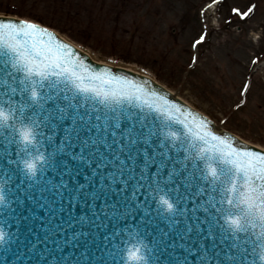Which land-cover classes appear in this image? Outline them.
Listing matches in <instances>:
<instances>
[{"label":"snow or ice","instance_id":"obj_1","mask_svg":"<svg viewBox=\"0 0 264 264\" xmlns=\"http://www.w3.org/2000/svg\"><path fill=\"white\" fill-rule=\"evenodd\" d=\"M255 8L231 11L245 20ZM150 84L97 70L89 53L33 19H0V219L10 230L22 196L46 213L43 242L60 248L63 234L78 249L85 238V264H264V146L228 130L230 113L194 111ZM241 88L236 109L250 77ZM206 159L221 167H202ZM13 239L0 225L5 251Z\"/></svg>","mask_w":264,"mask_h":264},{"label":"rangeland","instance_id":"obj_2","mask_svg":"<svg viewBox=\"0 0 264 264\" xmlns=\"http://www.w3.org/2000/svg\"><path fill=\"white\" fill-rule=\"evenodd\" d=\"M209 1L0 0V13L42 20L99 59L143 69L198 109L230 113L228 129L264 146V65L252 63L264 58V0H221L202 15ZM252 4L248 19L231 11ZM205 31L197 51L192 44ZM249 77L247 102L236 109Z\"/></svg>","mask_w":264,"mask_h":264},{"label":"water","instance_id":"obj_3","mask_svg":"<svg viewBox=\"0 0 264 264\" xmlns=\"http://www.w3.org/2000/svg\"><path fill=\"white\" fill-rule=\"evenodd\" d=\"M0 19L23 20L17 17L1 16V15H0ZM76 48L78 51L85 52L82 49L78 48L77 46ZM89 63L93 65L97 70H99L101 67L109 66L113 68L114 72H117V73L126 72L128 73L130 79L134 77L138 79L139 78L149 79L151 81V84L149 85V87L156 88V89L163 88L165 92L170 94V99L181 101L176 96L172 95V93L169 92L163 85H161L160 83H158L157 81H155L154 79H152L151 77L147 75L134 72L122 66L110 65V64H104V63L97 62L93 60L90 55H89ZM148 99L151 102V98H148ZM185 105L187 107H190L187 104ZM193 110L197 111L195 109ZM160 119L163 123L165 124L168 123L167 118L160 117ZM164 130L165 131H178V132L182 131L179 126L172 125V124H169L168 127H166ZM217 130L223 131V129H220L218 127H217ZM30 150L35 152L34 149H30ZM207 164H213L218 168L221 167V165H219L217 161L215 160L206 159L201 162L202 167ZM23 191L24 189H21V192ZM82 212L86 213L87 209H77L73 212V215L79 216L82 214ZM45 215L46 213L44 211L37 208L35 205H32L24 201L22 196L19 198L18 204L16 206V212H15L14 218L11 221L12 223L11 229L9 230L8 225L4 224L3 219H0V225L4 226L6 231H10L11 234L19 236V241L17 242L15 239H13L11 246H8L7 251L4 250V246H0V264H35V258L37 257V255L41 253H43L45 256H47L48 253H52V256L49 258V264H57V260L60 256H64L70 261L79 258L81 260V264H85V257L83 255L85 253V238L80 237V240H79L80 247L78 249H74L71 244L65 245L63 234H61L59 238L60 248H55V246L51 243V240L47 242H43V235H44L45 228L42 226V222L45 218ZM158 226L160 228H165L166 221L164 222L158 221ZM72 231H73L72 229H69L68 231L69 240L72 239ZM75 231L79 233L80 227L78 225L75 227ZM135 242H136L135 239H130L128 241L130 245L134 244ZM146 242H147V239H146ZM73 243L75 242L73 241ZM88 244L91 247L90 240L88 241ZM34 245L36 246L33 247ZM117 247H121V245L117 244ZM93 250L95 249L93 248Z\"/></svg>","mask_w":264,"mask_h":264},{"label":"bare ground","instance_id":"obj_4","mask_svg":"<svg viewBox=\"0 0 264 264\" xmlns=\"http://www.w3.org/2000/svg\"><path fill=\"white\" fill-rule=\"evenodd\" d=\"M215 4H212V6H214ZM91 55V54H90ZM92 56V58L94 59V60H96V61H98V62H105V60H102V59H99L97 56H95V55H91ZM110 61H108V63H109ZM119 65H124V64H119ZM125 66H126V68H128V69H130V70H132V71H136V68L137 67H135V66H133V65H130V64H125ZM137 72V71H136ZM140 73H143V74H146L147 72H144V71H141ZM146 75H149L148 73L146 74Z\"/></svg>","mask_w":264,"mask_h":264},{"label":"trees","instance_id":"obj_5","mask_svg":"<svg viewBox=\"0 0 264 264\" xmlns=\"http://www.w3.org/2000/svg\"><path fill=\"white\" fill-rule=\"evenodd\" d=\"M40 1L48 2V1H56V0H40ZM54 5H58V4H56V2H55ZM58 7H59L61 10L68 11V8H67L64 4H61V5H59Z\"/></svg>","mask_w":264,"mask_h":264}]
</instances>
